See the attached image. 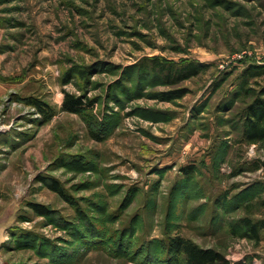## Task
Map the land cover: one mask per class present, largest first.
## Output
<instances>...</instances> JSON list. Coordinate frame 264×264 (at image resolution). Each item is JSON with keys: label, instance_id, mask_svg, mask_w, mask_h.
I'll use <instances>...</instances> for the list:
<instances>
[{"label": "rangeland", "instance_id": "obj_1", "mask_svg": "<svg viewBox=\"0 0 264 264\" xmlns=\"http://www.w3.org/2000/svg\"><path fill=\"white\" fill-rule=\"evenodd\" d=\"M153 58L200 69L169 83ZM258 95L264 0H0L3 264H166L176 235L264 264L240 223L264 218V141L241 133Z\"/></svg>", "mask_w": 264, "mask_h": 264}, {"label": "trees", "instance_id": "obj_2", "mask_svg": "<svg viewBox=\"0 0 264 264\" xmlns=\"http://www.w3.org/2000/svg\"><path fill=\"white\" fill-rule=\"evenodd\" d=\"M151 63L150 69L164 74V79H166L169 83H176L184 77L195 75L200 69L198 64L194 61H187L183 62L181 65L174 66V64H167L166 62H160L159 60L153 58ZM251 73L252 75H260V72L256 70H253ZM184 91V89L175 90V94L177 97L182 96ZM90 103L91 102L83 101L82 97L79 95L67 92L63 97L61 106L63 110L76 113L85 109L88 105H90ZM35 105L37 104L35 103ZM44 107L45 105L42 104L41 108ZM243 116L245 117L241 131L243 139L249 144L264 141L263 96L258 95L255 97L251 103L247 105L245 111L243 112ZM49 187L63 198L65 197L69 200L63 188L58 183H51L49 184ZM29 205L41 215L49 214L47 208L43 207L41 204L30 203ZM240 221L244 227V231L248 232L253 238L259 240L260 233L264 229V218L253 219L245 216ZM147 244L150 245L149 242ZM148 245L147 248L144 249L147 253V260L152 258V248H148ZM164 249V251L169 255L166 260H162V262L166 264H169L173 255L178 259L179 254L183 255V264H244L241 262L231 263L225 258L224 253L221 251L213 247H202L193 240L184 238L180 235L172 236L168 240L167 245L164 246ZM139 263L143 264V262ZM8 264L16 263L8 262Z\"/></svg>", "mask_w": 264, "mask_h": 264}, {"label": "crops", "instance_id": "obj_3", "mask_svg": "<svg viewBox=\"0 0 264 264\" xmlns=\"http://www.w3.org/2000/svg\"><path fill=\"white\" fill-rule=\"evenodd\" d=\"M13 222H15V215L12 214L10 206L3 207L0 210V264H3V262L5 261L3 253H1L2 243L6 240V234L9 233Z\"/></svg>", "mask_w": 264, "mask_h": 264}, {"label": "water", "instance_id": "obj_4", "mask_svg": "<svg viewBox=\"0 0 264 264\" xmlns=\"http://www.w3.org/2000/svg\"><path fill=\"white\" fill-rule=\"evenodd\" d=\"M0 132H1V127H0Z\"/></svg>", "mask_w": 264, "mask_h": 264}]
</instances>
